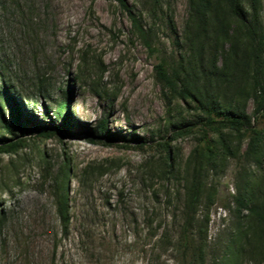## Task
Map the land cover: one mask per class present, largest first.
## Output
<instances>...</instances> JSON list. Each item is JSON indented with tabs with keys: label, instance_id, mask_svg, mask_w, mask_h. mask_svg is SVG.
Instances as JSON below:
<instances>
[{
	"label": "rangeland",
	"instance_id": "374dc122",
	"mask_svg": "<svg viewBox=\"0 0 264 264\" xmlns=\"http://www.w3.org/2000/svg\"><path fill=\"white\" fill-rule=\"evenodd\" d=\"M126 2L150 49L116 0H0L1 111L14 131L0 124V137L17 143L0 152V264H177L185 188L199 158L204 264L220 254L223 264H264L239 253L232 212L242 179L252 174L254 189L264 178V156L259 165L245 159L248 138L227 130L228 151L213 131L202 143L200 112L155 76V63L186 52L189 0ZM63 97L66 120L56 114ZM101 120L120 140H87ZM62 182L65 229L55 206Z\"/></svg>",
	"mask_w": 264,
	"mask_h": 264
},
{
	"label": "trees",
	"instance_id": "16d2710c",
	"mask_svg": "<svg viewBox=\"0 0 264 264\" xmlns=\"http://www.w3.org/2000/svg\"><path fill=\"white\" fill-rule=\"evenodd\" d=\"M116 1L127 14L134 31L150 49L149 33L143 28L137 15L126 0ZM148 2L156 4L158 0ZM262 5V0H189V15L182 38L187 46L186 52L178 54L177 58L170 61L161 59L154 65L156 79L176 95L188 98L200 112L198 117L202 143L207 131H213L218 134L221 148L228 151L224 130L246 136L248 141L243 156L256 165L261 163L264 156ZM0 92L7 93L6 86L1 81ZM248 98L252 100L250 113L245 109ZM67 102L66 97H63L56 104L57 117L64 116L65 120ZM3 106L0 94L1 127L14 134L12 127L2 116ZM41 132L44 135L54 133L46 129ZM88 134V141L101 138L103 144L120 140L107 130L104 120L98 122ZM10 140L9 137H0V152L15 148L17 143ZM163 148V161L166 167L171 166V148ZM207 153L211 154L209 151ZM196 156L194 154L193 159ZM202 170L204 166L201 159H196L191 168L190 181L185 188L175 241L177 264H204L203 233L207 221L198 219L204 194L205 174ZM67 171V168L60 167L58 174L65 177ZM252 179V174L243 178L232 196L234 227L242 234V243L238 246L239 253L264 260V178L254 189L251 187ZM55 206L65 229L69 217L67 191L63 182L55 194ZM245 221L249 224L241 230ZM162 237L157 241L163 243ZM225 251L228 254L229 247ZM223 260V255L220 254L214 257L213 262L223 264Z\"/></svg>",
	"mask_w": 264,
	"mask_h": 264
}]
</instances>
